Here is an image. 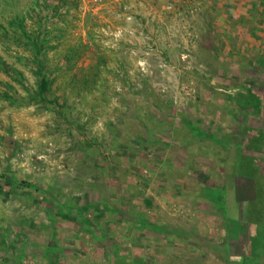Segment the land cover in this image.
Segmentation results:
<instances>
[{
  "label": "rangeland",
  "instance_id": "obj_1",
  "mask_svg": "<svg viewBox=\"0 0 264 264\" xmlns=\"http://www.w3.org/2000/svg\"><path fill=\"white\" fill-rule=\"evenodd\" d=\"M260 2L0 0V264H264Z\"/></svg>",
  "mask_w": 264,
  "mask_h": 264
},
{
  "label": "trees",
  "instance_id": "obj_2",
  "mask_svg": "<svg viewBox=\"0 0 264 264\" xmlns=\"http://www.w3.org/2000/svg\"><path fill=\"white\" fill-rule=\"evenodd\" d=\"M11 25L13 27H16V32L17 34L20 33V37H22V39L25 42V45L29 48L34 49L36 52L35 54V62L34 64H36L38 66V73H39V85H38V90L36 92H34L33 90L30 89H26V91L28 92V95L30 97V99L36 101V99L39 98H44L45 95L47 93H49V87L51 85L52 80L50 78H48L46 76V73L41 69L43 67L44 64V54H43V44H44V40L41 37H32L28 34V32L26 31L25 27H24V21H14L11 23ZM8 36V34H6ZM8 39H11L10 37H8ZM41 76V77H40ZM22 83V82H20ZM254 142H251L250 144H252L254 147H258V145L260 143L264 144V135H262L261 137H257L255 138ZM244 140V139H243ZM248 144V141L250 140H246ZM247 144H243L244 148L247 149ZM241 167H244V165L241 164ZM251 167L254 168L253 163L251 162Z\"/></svg>",
  "mask_w": 264,
  "mask_h": 264
},
{
  "label": "crops",
  "instance_id": "obj_3",
  "mask_svg": "<svg viewBox=\"0 0 264 264\" xmlns=\"http://www.w3.org/2000/svg\"><path fill=\"white\" fill-rule=\"evenodd\" d=\"M262 3L264 4V1L261 0L260 4H262ZM253 6H259V4L256 3V0H235L234 7H236V8L237 7H239V8L241 7L240 12L236 11L235 13H233V15L236 16V20L235 21H237L238 23L239 22H243V23L244 22H248V23H250V21H254L255 18L253 17V14H254L253 13ZM244 7H248V8L242 9ZM260 24H264V18L256 20L254 28H253V30L251 32L252 33L251 34L252 38H254V37L256 38L257 37V34H255V33L259 32V28L260 27L258 25H260ZM254 31H255V33H254ZM253 34L255 36H253Z\"/></svg>",
  "mask_w": 264,
  "mask_h": 264
},
{
  "label": "built area",
  "instance_id": "obj_4",
  "mask_svg": "<svg viewBox=\"0 0 264 264\" xmlns=\"http://www.w3.org/2000/svg\"><path fill=\"white\" fill-rule=\"evenodd\" d=\"M85 1H87L89 3L97 4V3H99L100 0H85Z\"/></svg>",
  "mask_w": 264,
  "mask_h": 264
}]
</instances>
